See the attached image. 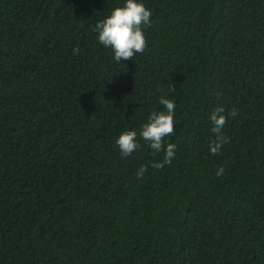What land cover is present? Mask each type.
Listing matches in <instances>:
<instances>
[{
    "label": "trees",
    "instance_id": "1",
    "mask_svg": "<svg viewBox=\"0 0 264 264\" xmlns=\"http://www.w3.org/2000/svg\"><path fill=\"white\" fill-rule=\"evenodd\" d=\"M139 2L147 47L118 63L94 27L126 0H0V264H264V0ZM161 95L156 169L116 140Z\"/></svg>",
    "mask_w": 264,
    "mask_h": 264
},
{
    "label": "clouds",
    "instance_id": "2",
    "mask_svg": "<svg viewBox=\"0 0 264 264\" xmlns=\"http://www.w3.org/2000/svg\"><path fill=\"white\" fill-rule=\"evenodd\" d=\"M152 12L144 3L139 0H126L123 6L113 9L111 14L103 20L96 23L94 31L98 33V41L106 48L112 49L116 62L132 60L137 53H143L147 47V39L144 33V27L151 26ZM80 52L77 46L73 49V54L78 55ZM175 91V88L169 89ZM159 104L165 106V111H153L148 122L143 124L139 133L136 130L123 131L116 144L119 146L121 155L127 157L134 151L140 149L141 145L138 139H143L153 152H164L162 162L153 163L152 167L161 169L165 165H170L175 158L177 145L167 143L165 138L175 134V108L174 100L161 95ZM238 110L233 108L226 113L223 106H218L210 114L209 120L215 139L209 144L212 155L221 152L223 145L230 142L229 138L223 134V128L228 122V118L233 119L238 115ZM148 170V165H141L136 176L143 179ZM225 169L219 168L217 176L223 175Z\"/></svg>",
    "mask_w": 264,
    "mask_h": 264
}]
</instances>
